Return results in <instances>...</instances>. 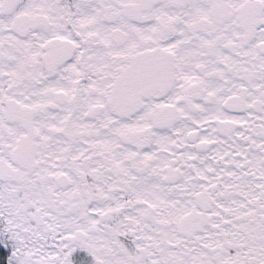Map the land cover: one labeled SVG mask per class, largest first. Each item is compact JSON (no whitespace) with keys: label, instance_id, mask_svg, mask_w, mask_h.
<instances>
[{"label":"snow or ice","instance_id":"snow-or-ice-1","mask_svg":"<svg viewBox=\"0 0 264 264\" xmlns=\"http://www.w3.org/2000/svg\"><path fill=\"white\" fill-rule=\"evenodd\" d=\"M0 264H264V0H0Z\"/></svg>","mask_w":264,"mask_h":264}]
</instances>
